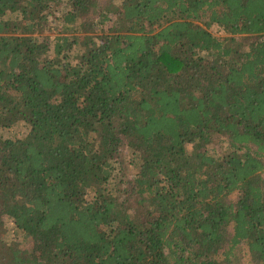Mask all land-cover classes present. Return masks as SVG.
Returning <instances> with one entry per match:
<instances>
[{"label":"trees","instance_id":"trees-1","mask_svg":"<svg viewBox=\"0 0 264 264\" xmlns=\"http://www.w3.org/2000/svg\"><path fill=\"white\" fill-rule=\"evenodd\" d=\"M19 122L0 264H264V0H0Z\"/></svg>","mask_w":264,"mask_h":264},{"label":"rangeland","instance_id":"rangeland-1","mask_svg":"<svg viewBox=\"0 0 264 264\" xmlns=\"http://www.w3.org/2000/svg\"><path fill=\"white\" fill-rule=\"evenodd\" d=\"M113 18H115V16H113ZM210 28L216 34H219V35L223 34V30L217 24L212 25ZM51 35H52L51 38H54L53 34H51ZM77 51H78V49L74 48L73 53L71 55L73 56V54L76 53ZM26 131H27V126L23 122H19L17 124H14L13 126H11L9 128H1L0 129V133H2L3 135H9L11 133L22 134ZM233 197L236 198L237 193H233ZM4 219H5V225L7 227V232H6L5 238L8 241L15 239V238L24 239V235L16 231L15 226H14V221L8 216H6ZM31 244H32V241L30 239L23 242V246H30ZM242 254H244V255H242V257H243L242 260L244 262H247L248 261V254H247L246 250L243 251Z\"/></svg>","mask_w":264,"mask_h":264}]
</instances>
